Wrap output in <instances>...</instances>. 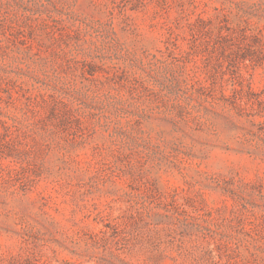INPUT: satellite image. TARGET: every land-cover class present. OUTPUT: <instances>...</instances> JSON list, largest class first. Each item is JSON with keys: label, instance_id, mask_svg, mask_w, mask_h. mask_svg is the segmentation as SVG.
Returning a JSON list of instances; mask_svg holds the SVG:
<instances>
[{"label": "rangeland", "instance_id": "obj_1", "mask_svg": "<svg viewBox=\"0 0 264 264\" xmlns=\"http://www.w3.org/2000/svg\"><path fill=\"white\" fill-rule=\"evenodd\" d=\"M0 264H264V0H0Z\"/></svg>", "mask_w": 264, "mask_h": 264}]
</instances>
